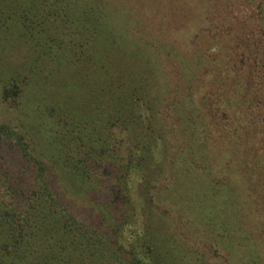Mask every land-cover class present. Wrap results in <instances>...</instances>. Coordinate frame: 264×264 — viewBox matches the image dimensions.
I'll use <instances>...</instances> for the list:
<instances>
[{"label": "trees", "instance_id": "1", "mask_svg": "<svg viewBox=\"0 0 264 264\" xmlns=\"http://www.w3.org/2000/svg\"><path fill=\"white\" fill-rule=\"evenodd\" d=\"M119 13L107 0H0V53L14 43L34 52L25 69L0 78V104L13 113H0V264H201L173 247L162 222L151 223L154 189L176 163L209 169L202 159L193 162L206 136H182L192 128L209 135L218 119L201 109L192 115L187 102L195 94L185 89L194 90L209 65L229 81L244 73L250 87V57L191 55L170 37L127 36L115 26ZM159 55L176 61V89L160 76ZM216 81L223 83L216 78L213 87ZM164 103L175 107L168 127ZM166 132L178 137L177 152ZM195 185L191 178L187 192L179 183L176 191L194 228L220 245L217 219L226 215ZM62 196L89 205L97 222L80 219ZM251 259L261 264L259 249Z\"/></svg>", "mask_w": 264, "mask_h": 264}, {"label": "rangeland", "instance_id": "2", "mask_svg": "<svg viewBox=\"0 0 264 264\" xmlns=\"http://www.w3.org/2000/svg\"><path fill=\"white\" fill-rule=\"evenodd\" d=\"M107 2L110 9H120L115 26L128 30L125 32L127 36L152 40L170 37L174 46H179L191 55L206 51L213 55L235 53L238 57H250V66H247L250 67V87L244 73L234 81H229L226 77L224 79V74H219L221 69L218 66L209 65L202 66L200 70L203 81H199L194 90L185 89L195 94L191 97V103L187 102L193 108L192 115L201 109L206 119L210 115L218 119L216 125L211 122L212 131L209 135H205V131L195 132L192 128L187 130L189 134L182 136L186 142L189 136L196 141L206 136L207 142L201 149L196 148L193 162L202 159L209 169H201V163L195 169L191 164L184 163H176V172L169 169L156 183L154 195L157 201L151 223L162 222L163 227L161 225L160 228L172 239L173 247L179 250L177 246L181 245L187 257L200 258L201 264H250L252 253L258 249L263 259L260 263L264 264V0ZM210 39L220 41L211 44ZM207 45L211 48H207ZM33 53L29 44L18 46L16 43L12 50L0 53V78L4 80L12 73L25 69L24 58L33 56ZM156 62L160 76L176 89V82L180 81L176 61L159 55ZM236 75L237 72H232L230 76L235 78ZM41 78L44 79L43 76ZM216 78L224 84L218 87L219 82L216 81L213 87ZM204 83H210L211 86L205 88ZM40 86H45L47 92H53L49 84L39 83L36 88ZM213 92L225 94L226 97H214ZM8 106L9 103L0 104V113L12 117ZM166 108L164 103L160 116L166 120L163 125L168 127L175 120V107L172 109L171 106L170 110ZM166 133L172 139L174 152H177L175 141L178 137ZM208 158H214L216 162L206 163L205 159ZM191 178L195 179L196 187L203 185L218 214L226 215L225 220L221 217L217 219L218 229L221 227L220 233L224 235L220 245L207 238L203 231L195 229V224L185 212L187 205L176 187L179 183L180 189L187 192ZM201 194H205L204 190ZM62 198L80 219L97 222L98 216L89 205L72 202L64 196ZM199 225L203 228V224ZM242 235L247 236L248 242L240 240ZM225 236L229 238L227 246L224 244ZM181 252L184 250L181 249Z\"/></svg>", "mask_w": 264, "mask_h": 264}]
</instances>
